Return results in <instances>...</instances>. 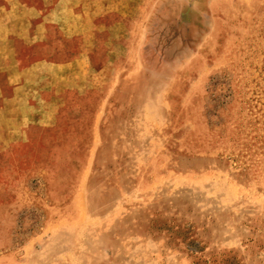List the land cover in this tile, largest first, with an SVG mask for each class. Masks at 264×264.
I'll list each match as a JSON object with an SVG mask.
<instances>
[{"label": "rangeland", "instance_id": "374dc122", "mask_svg": "<svg viewBox=\"0 0 264 264\" xmlns=\"http://www.w3.org/2000/svg\"><path fill=\"white\" fill-rule=\"evenodd\" d=\"M123 3L55 118L1 135L0 264H264V0Z\"/></svg>", "mask_w": 264, "mask_h": 264}, {"label": "crops", "instance_id": "0c3cea01", "mask_svg": "<svg viewBox=\"0 0 264 264\" xmlns=\"http://www.w3.org/2000/svg\"><path fill=\"white\" fill-rule=\"evenodd\" d=\"M6 1L0 0V7L6 8L9 18L15 19L11 22L6 35L16 42L12 44L8 42L7 57L0 64V71L3 73V80L0 82V139L2 140V135L4 142L7 141V133L11 127H15L14 129L27 127L29 115L27 110L41 108L47 117L55 118L62 101L58 88L77 87L75 81L70 78L66 79L68 83L65 84L59 81V77L62 76L59 73L63 67L77 70L79 55L77 50H86L84 45L75 48V40L79 37L83 39L97 37L102 33L105 37H110L111 31L112 34L120 35L128 21L121 11V7H124L123 0ZM114 16L116 21L112 26L108 23L111 21L110 17ZM131 22L137 23L136 20ZM81 29H84L82 35L74 34ZM86 30L95 33L90 32L86 35ZM54 32L57 41L47 43L52 39ZM70 49L75 50V56L62 65L56 57L66 54V50ZM17 71L21 73V79L15 78ZM32 72H39L45 79H41L40 75L32 79L27 78ZM49 72L51 74H48ZM47 75L53 78L47 79ZM36 78L39 80L38 83L34 82ZM41 86L43 89L47 87L45 94L43 93L45 89L42 90ZM35 87H39L37 89L38 95L41 94L39 98L30 99L19 93ZM19 107L24 109V113L18 117L16 112ZM24 118L26 120H23Z\"/></svg>", "mask_w": 264, "mask_h": 264}]
</instances>
